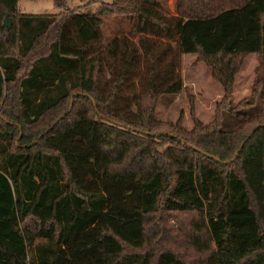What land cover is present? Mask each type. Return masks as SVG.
Instances as JSON below:
<instances>
[{
  "label": "trees",
  "instance_id": "16d2710c",
  "mask_svg": "<svg viewBox=\"0 0 264 264\" xmlns=\"http://www.w3.org/2000/svg\"><path fill=\"white\" fill-rule=\"evenodd\" d=\"M52 2L0 0V264H264V0H174V14L157 0ZM107 14L131 28L103 44ZM187 52L222 90L188 129L154 115L182 89ZM249 53L261 66L233 102ZM159 212L188 215L191 254L147 244Z\"/></svg>",
  "mask_w": 264,
  "mask_h": 264
},
{
  "label": "rangeland",
  "instance_id": "374dc122",
  "mask_svg": "<svg viewBox=\"0 0 264 264\" xmlns=\"http://www.w3.org/2000/svg\"><path fill=\"white\" fill-rule=\"evenodd\" d=\"M66 8L78 7L79 10H94L107 0H65ZM164 13L174 14V0H157ZM102 5V4H101ZM19 12L24 13H54L62 8L56 7L52 0H17ZM131 23L122 14H107L102 16L101 34L104 44L114 35L126 34L130 31ZM136 40V36L132 37ZM179 72L182 89L175 94H162L155 103L154 115L160 121L174 122L179 116L184 128L191 127L192 115L203 122L209 121L214 114L216 102L222 94L221 86L210 75V68L198 60L195 53L179 55ZM261 66L258 56L254 53L242 57L238 71L234 76L231 99L236 102L248 92L257 69ZM246 89V90H245ZM164 144L159 147H163ZM188 218L183 213L159 212L152 215L146 225L145 238L150 247H170L182 252V232L179 229ZM164 229V235L159 238V229Z\"/></svg>",
  "mask_w": 264,
  "mask_h": 264
},
{
  "label": "water",
  "instance_id": "95a60500",
  "mask_svg": "<svg viewBox=\"0 0 264 264\" xmlns=\"http://www.w3.org/2000/svg\"><path fill=\"white\" fill-rule=\"evenodd\" d=\"M1 24H2L3 26H10V24H11V21H10V19H9V17H8V15H7L6 13L3 15V18H2ZM50 126H51V125H50ZM41 134H42V132L39 133V135H41ZM39 135H38V136H39ZM245 138H246V137H244V138L240 141V143L238 144V146H237L235 152H234L233 155L230 157V159L223 160V162H225V161H231L232 159H234V157H235L236 154H237V151L239 150V148H240L241 144L243 143V141L245 140ZM196 149L199 150L198 148H196ZM203 153H206V152H203ZM206 154H207L208 156L212 157L213 159L218 160V158H217L216 156L211 155V154H208V153H206Z\"/></svg>",
  "mask_w": 264,
  "mask_h": 264
},
{
  "label": "crops",
  "instance_id": "0c3cea01",
  "mask_svg": "<svg viewBox=\"0 0 264 264\" xmlns=\"http://www.w3.org/2000/svg\"><path fill=\"white\" fill-rule=\"evenodd\" d=\"M18 8V7H17ZM246 90V89H245Z\"/></svg>",
  "mask_w": 264,
  "mask_h": 264
}]
</instances>
